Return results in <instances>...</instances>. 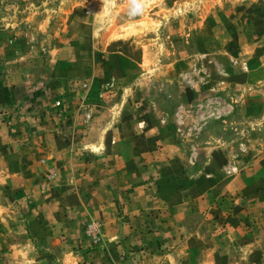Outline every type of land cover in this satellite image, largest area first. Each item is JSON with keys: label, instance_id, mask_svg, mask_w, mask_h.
<instances>
[{"label": "rangeland", "instance_id": "1", "mask_svg": "<svg viewBox=\"0 0 264 264\" xmlns=\"http://www.w3.org/2000/svg\"><path fill=\"white\" fill-rule=\"evenodd\" d=\"M0 178L14 264H264V0H0Z\"/></svg>", "mask_w": 264, "mask_h": 264}, {"label": "crops", "instance_id": "2", "mask_svg": "<svg viewBox=\"0 0 264 264\" xmlns=\"http://www.w3.org/2000/svg\"><path fill=\"white\" fill-rule=\"evenodd\" d=\"M137 139L138 136L135 140ZM101 141L103 142L104 140L101 139ZM109 142L106 141L105 146L110 150V151L108 150L109 153H107V158L111 161V167H113L114 165H119L120 168H118V166L116 168L120 171L122 170V172L125 173V168L127 167V165H129L131 168L133 167V155L130 153L129 155L125 153V138L116 136L112 141ZM138 142L140 149H145L144 147L145 144L150 146L153 145L154 143L153 139L149 140V137H143L139 139ZM144 151L145 150H143V152L141 153L142 156L145 155L148 157V155L151 154L149 152L146 151L144 152ZM138 152H140V150ZM166 158L167 156H164V159ZM26 177L32 178L33 171H27ZM0 182H1V178H0ZM105 188L108 187L105 186ZM34 191H35V187L32 184V180H30L29 182L26 181L17 189L13 190L14 195L13 196L11 195V200L9 202L6 203L2 202L0 197V246L6 240L12 241V237H14L15 234L18 232L16 231L17 228L16 225H13L14 219L12 217L13 216L12 212L14 211L15 213L14 207L17 208V210L19 209L22 211V214L25 216L24 219L27 220L28 222H29L28 217L30 215H36V214H38L40 218L42 217L44 220L48 219L49 221H55L54 218H57L56 216L57 211L56 210L54 211L55 208L53 207L52 202L49 201L42 200L40 204L37 205V211H35L34 209H32L31 211V207H29V204L32 205L31 201H33V198L31 197V195ZM144 193H146V190H136L135 192H131V195L133 197L135 194H137V197L135 196V198H137L139 202H137L136 201L137 199L135 198H134L135 200H131V202H129L126 205V209L128 212L131 211L136 212L137 209H140L148 205L150 206V203L146 201L144 202V199L146 198ZM0 194H1V189H0ZM110 195L112 196L111 193ZM21 197H25V199H22ZM109 198L110 197H108V192L105 194L103 201L101 199L98 200L97 197L90 198L89 210L91 211L92 208H94L95 210L97 209L98 210L97 215H99L100 218H103L106 223L111 224L112 215L114 213V203L111 201L112 197L111 199ZM42 199H44V197ZM79 201L81 202L80 199ZM97 201L98 203L96 204L95 202ZM18 204H21L22 206L19 207ZM121 211L123 213L122 229H125V203L122 205ZM29 219H31V216ZM19 253H25L26 256L28 255L27 250L25 249L19 250L17 245H12V249H9L8 251L0 250V264H9V263L14 264V262H16L14 258L18 257ZM2 257H8V259L10 260H8V262H5V260H3Z\"/></svg>", "mask_w": 264, "mask_h": 264}]
</instances>
